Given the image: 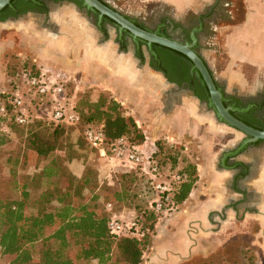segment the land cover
<instances>
[{
	"label": "crops",
	"instance_id": "crops-1",
	"mask_svg": "<svg viewBox=\"0 0 264 264\" xmlns=\"http://www.w3.org/2000/svg\"><path fill=\"white\" fill-rule=\"evenodd\" d=\"M138 5L131 10L134 14L150 5L168 10L175 20L212 12L214 26L208 37L197 34V48L214 80L226 93L250 94L262 85L264 0H138ZM50 7L46 22L43 16L26 14L0 22V28L10 27L21 40L23 34L32 35L33 42L45 44L50 60L67 68L66 73H55L72 81L76 90L81 86L93 92L91 99L105 92L122 109L128 108L124 115L144 137L138 151L154 159L163 175L187 171L194 178L186 198L157 218L152 242H160L163 255L146 264H184L231 244H240L246 252L242 264L249 259L264 263V143L258 149H238L243 136L216 122L186 84H166L131 49L120 52L111 41L103 42L85 26L73 2ZM143 122L153 123L154 133L147 135L139 124ZM250 220L258 226L253 234L247 229Z\"/></svg>",
	"mask_w": 264,
	"mask_h": 264
},
{
	"label": "trees",
	"instance_id": "trees-1",
	"mask_svg": "<svg viewBox=\"0 0 264 264\" xmlns=\"http://www.w3.org/2000/svg\"><path fill=\"white\" fill-rule=\"evenodd\" d=\"M64 1L79 6L75 0ZM15 8L16 14L5 10L0 15V22L36 9L21 0L15 4ZM155 53L160 71L168 82L189 86L188 66L182 59L160 49H155ZM149 65L155 68L151 59ZM21 69H29L32 73L37 70L26 62L21 64ZM17 74L18 70L14 76ZM191 90L199 101L205 100L195 79ZM73 108L79 117V123L74 127L52 123L29 133L25 132L24 127L13 126L10 129V132L23 136L22 143L32 154L34 166L42 165L38 172L17 175L15 165L18 160L14 158L13 162H9L8 178L0 176V258L7 259L6 264H141L142 254L152 242L154 231L150 222L155 214L148 209L149 224L145 228L139 224L140 237L112 238L106 228L107 215L104 209L101 213L97 208L99 196L95 193V180L85 175L81 178L73 176L67 170L68 159L63 153H70V160L79 157L67 140L68 128H76L82 133L86 127H101L106 143L127 137L130 144L138 146L143 143L144 137L134 121L124 116L120 105L105 92H99L91 100L79 99L73 103ZM243 118L257 127H263L260 121L254 123L245 116ZM71 167L76 168L75 165ZM179 173L185 179L175 189V203L186 198L194 181L191 172ZM137 178L143 180V184ZM119 180L126 181L127 186L121 187L117 193L107 194V198L115 204L132 202L134 197L130 196L129 191L132 184L137 186L141 195L150 194L152 197L149 180L138 169L122 172ZM74 184L78 185L79 192L80 188H86L91 196L83 198L79 193H74ZM110 204L118 212L115 205ZM133 217L139 223L138 218ZM222 252L228 255L220 257ZM246 257V252L231 244L224 251L194 259L189 264H242L243 260L247 262ZM217 258L221 260H215ZM249 264L254 263L249 259Z\"/></svg>",
	"mask_w": 264,
	"mask_h": 264
},
{
	"label": "rangeland",
	"instance_id": "rangeland-1",
	"mask_svg": "<svg viewBox=\"0 0 264 264\" xmlns=\"http://www.w3.org/2000/svg\"><path fill=\"white\" fill-rule=\"evenodd\" d=\"M103 1H105L115 10L119 11L120 13L126 16L131 17L132 15L136 17L140 16L141 19L144 18V15H142L143 14L142 11H141L142 14L141 13L134 14V10H137L139 7L138 0L137 1L136 0H103ZM140 7H142V9H145V11L147 12L151 10L150 5H142ZM132 9L134 10L131 11ZM149 16H151V14H149ZM150 18L152 20L154 19L152 17ZM150 18H144L145 21L147 20L146 23L150 21ZM85 26H89L90 29L94 30V32L100 35L96 31L94 24L90 22L89 23L85 22ZM33 37L34 36L32 35L23 34L21 40L20 35L17 32H15L13 29H10V27L6 28L5 26H2L0 28V94L2 92L3 93L9 92L13 90L15 87L19 86L17 75L15 77L14 72L17 70L19 72L21 70V64L23 62L31 63L34 68H37L40 71L45 70L47 72L55 73L56 70H59L60 72L66 73L65 69L67 68L62 66L60 63L55 64L50 60L52 54L46 51V45L38 41L33 42L32 41ZM109 41L112 42V39H110ZM145 58H146L145 61H147V55L145 56ZM73 84L74 83L72 81L65 82L64 90L67 97V102L74 103L79 99L91 100V96L93 95V92L89 90L81 89V86L79 87L78 90H76L73 87L74 86ZM259 84H262V86H264V81ZM98 93H96L95 96H97ZM30 108H31L29 112L30 116H37L38 118L31 119L32 117H30L31 123H29L27 126L24 127L26 133H29L33 130H40L41 127L50 126V124H52L48 121L47 113L49 111V106L46 102L44 101L40 102L36 106L33 107L31 106ZM121 111L124 114L125 112H128V108L122 109L121 107ZM134 123L136 126H138L135 121ZM139 124L142 127L145 126L144 129L147 135L154 133L155 130H153L154 127L153 123L143 122ZM67 130H68L67 140L71 145V149L74 152H76L79 156L78 158H74L70 160V157L72 155L67 151H64L63 154L68 159V161L66 162L67 170L76 178H81L85 175L86 177L93 178L95 180L96 182L95 193L99 196V198L96 200L98 210L102 213L104 209L103 206L107 202H110L113 205H115L114 207H116L117 211L123 214L124 216L127 215L136 216L139 220L138 226L140 224L144 228L147 227V225L149 224L147 220L148 217L147 211H148V204L150 202L151 195L150 194L141 195L140 193H138L137 186L132 184L129 189L130 196L134 197L132 202L115 204L114 202L110 201L107 198L108 193L110 192L117 193L119 192L121 187L127 186L126 181L121 182L119 180V175L122 173L121 172L122 169H119V167L116 165L114 161H109V160L105 161L103 160V158H100L98 156L96 151L90 150L84 144L82 137L80 135L81 132L76 130V128H68ZM139 130L142 133V130L140 128ZM22 141H23V136L19 135L16 132H10L6 136L0 138V176L3 177L4 179H7L10 174L9 170L11 165L9 164V162H13L14 158L18 160L15 165L17 175H30L32 173L38 172V170L42 165V164H38L34 166L35 163L33 156L29 151H27L24 148ZM7 157L8 160L6 159ZM48 160L49 159H47L45 162H47ZM23 161L24 163L22 164ZM71 165L76 166L75 170L72 169ZM166 173L167 174L173 173V171H168ZM138 180L141 181V183L143 184V180L141 179ZM136 184H138V182H136ZM74 193L76 194L79 193L81 196H83V198L84 197L89 198V196H91V194L87 192L86 188H80V192H79L78 185L75 184H74ZM160 217H162V215L160 214H155L154 218L152 217L153 219L150 223L153 226V231H154V224L157 218ZM247 229L251 232V234H253L257 232L258 226H256L253 223V221L250 220L247 225ZM241 230L242 229H237L236 232L240 233ZM139 232H141L140 228H139ZM154 234L155 233L153 232V236ZM256 238L258 239L259 242L261 241L260 235ZM249 239L254 240V237L252 235H249ZM239 240H241V236H239ZM242 242H245V239L241 241V243ZM238 247H240V244L238 245ZM232 254H234V252H232ZM162 255L163 254L161 252L160 242H154V244L153 242H151L150 245L142 254L141 264H146L147 261L153 259L152 258L153 256H156L161 260ZM226 255H228L227 252L225 253L222 252L220 257L222 256L225 257ZM257 256H259V254ZM215 260L220 261L221 259L218 260L217 258ZM191 261L193 260H189L184 264H189ZM6 263H7V259L4 260L0 258V264H6ZM82 264H89V263L83 262Z\"/></svg>",
	"mask_w": 264,
	"mask_h": 264
},
{
	"label": "built area",
	"instance_id": "built-area-1",
	"mask_svg": "<svg viewBox=\"0 0 264 264\" xmlns=\"http://www.w3.org/2000/svg\"><path fill=\"white\" fill-rule=\"evenodd\" d=\"M37 69V68H36ZM35 69V70H36ZM19 86L14 91L0 94V135L10 133L12 126L25 127L31 123L30 107L40 102L49 106L48 121L50 123L74 127L79 123V117L73 108V103L67 102L65 80L58 73L29 69H21L17 74ZM84 144L100 157H108L127 172L138 169L149 180L152 197L148 209L154 214H165L175 208L173 194L176 187L184 181L185 176L179 172L163 175L159 164L149 157H144L127 137H120L111 143H106L101 127H86L81 133ZM107 215L106 228L112 238L140 237L139 226L133 216H124L115 212L110 203L104 205Z\"/></svg>",
	"mask_w": 264,
	"mask_h": 264
},
{
	"label": "water",
	"instance_id": "water-1",
	"mask_svg": "<svg viewBox=\"0 0 264 264\" xmlns=\"http://www.w3.org/2000/svg\"><path fill=\"white\" fill-rule=\"evenodd\" d=\"M15 1L0 0V15L5 10H10L16 14L17 11L14 8ZM21 1L35 6H42L37 0ZM75 1L79 3V7L84 9L85 12L94 16L97 30L103 32L101 27L102 23H106L114 28L116 31V39L120 46H122V35H126L135 46L134 50L138 59L141 58L140 45H142L146 55L154 62L155 70H161L155 49L163 50L182 59L188 66L189 89L191 90L192 81L195 79L204 94L205 108L208 112L212 113L216 122L243 136V140L239 144L238 149L255 146L260 142L264 143V127H257L239 117V115L247 112L249 106L241 107L235 104H228V101L225 99V93L217 86L210 69L200 55L197 48V34L202 30L201 19L203 16L198 17L197 27L193 28L187 37H185L177 36V32L171 34L162 32L160 30L163 27L162 24L156 25L155 29L146 28L134 19L115 10L103 0ZM163 24L165 29L169 30L170 25L165 22ZM164 82L170 84L165 79ZM173 86L175 85L173 84Z\"/></svg>",
	"mask_w": 264,
	"mask_h": 264
},
{
	"label": "flooded vegetation",
	"instance_id": "flooded-vegetation-1",
	"mask_svg": "<svg viewBox=\"0 0 264 264\" xmlns=\"http://www.w3.org/2000/svg\"><path fill=\"white\" fill-rule=\"evenodd\" d=\"M18 1L20 0H16L14 3V8H15V4L18 3ZM38 2L41 3L42 6H35L33 5L36 9L28 11L24 14H17L14 17H9L8 19H16L22 15H26V14H36V15H40L43 16L45 19V22L48 18V14L51 11V4H56V3H60L63 2L64 0H59V1H55V0H37ZM68 2V1H67ZM32 5V4H31ZM77 6V5H76ZM77 8L79 9V12L85 17L86 21L89 23L94 24L95 27V19L94 16L88 12H85L84 9H82L81 7L77 6ZM16 9V8H15ZM17 10V9H16ZM145 9H143V14L144 18H154L153 20L150 18V21H148L146 23L145 19L139 16H128L131 19H134L137 23H139L140 25L146 27V28H150V29H155L156 25L158 24H162L163 27L160 29L162 32H166L168 34L177 32V36H186L190 33V31L193 28L197 27V19L199 16H187L181 20H175L170 13L168 12V10L165 9H159V8H155V9H151L149 12L145 11ZM152 11V12H151ZM12 12V11H11ZM13 13V12H12ZM139 13V14H140ZM149 14H151V16H149ZM212 17V12L209 15H204L203 18L201 19L202 22V30L200 31L199 34H203L206 37H208L210 35V27L214 26V24L212 23V21H210L209 19H211ZM208 18V21H207ZM4 20V21H6ZM3 22V21H1ZM166 23L168 25H170L169 30L165 29L164 24ZM175 26V27H174ZM101 27L103 29V32L97 30L96 31L100 34L102 41L106 42L109 41L110 39H112V43L117 47L118 51H125L127 49H131L133 51V53L136 55L135 53V46L130 42L129 38L126 35H122L121 37V44L122 46H120L117 42L116 39V31L114 30V28H112L111 26L107 25L106 23H102ZM165 30V31H164ZM178 38V37H177ZM140 51H141V59H139L140 63H144L145 61V56H146V52L143 48L142 45H140ZM149 61L150 58L147 55V64L148 66L153 69L155 72H158L161 77L163 78V80L166 79L165 75L161 72V71H157L155 70V68L151 67L149 65ZM168 82V81H167ZM216 82V81H215ZM170 83V82H168ZM217 83V82H216ZM173 84V83H171ZM175 85V84H174ZM185 84H181L178 87L184 86ZM177 86V85H175ZM188 86V85H187ZM217 86H219L221 88V90L225 93V99L228 101V104H235L236 106H241V107H246L249 106L248 110L246 113L239 115V117L244 120V116L247 117L248 121L253 120L254 123L257 121H260L262 126L264 127V86L262 85H257V88L252 91V93L250 94H246V93H238L236 91H232L230 93H226L223 89L222 86L220 84L217 83ZM189 88V87H188ZM204 102V101H202ZM246 121V120H244ZM247 122V121H246ZM250 123V122H249ZM262 144L261 142L256 144L255 146H251L252 149H258Z\"/></svg>",
	"mask_w": 264,
	"mask_h": 264
}]
</instances>
